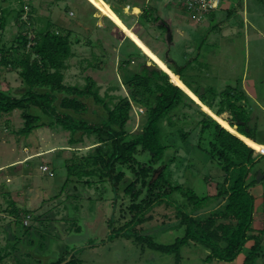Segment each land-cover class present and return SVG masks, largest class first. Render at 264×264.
<instances>
[{
    "label": "rangeland",
    "instance_id": "374dc122",
    "mask_svg": "<svg viewBox=\"0 0 264 264\" xmlns=\"http://www.w3.org/2000/svg\"><path fill=\"white\" fill-rule=\"evenodd\" d=\"M25 1L31 3L27 7L29 10L31 7L34 9L31 11L33 18H42L38 23L36 21L35 28L44 25L49 19L72 32L75 57L68 62L65 83L84 86L86 78L90 76L100 87V95L116 97L113 102H118L122 97L128 98L132 102V110L127 130L132 134L142 131L147 110L131 96L126 79L140 72L142 65H152V62L168 73L172 81L179 84L206 113L217 122L222 121L164 62V59L171 56L179 65H184L199 54L200 60L192 63L200 70L198 75L202 77L204 85L215 86L221 91L228 85L236 86L238 79L242 78V87L246 88V93L251 97L248 108L253 113L246 130H251L257 140L264 143V0H249V10L248 6H244L247 0H221L213 19L207 20H198L197 15L193 18L180 2H176L178 10L196 22L180 26L187 33L185 37L175 28L173 43L175 45V42L181 41L183 45L173 47L169 44L172 43L171 29L160 31L158 23L154 21L150 24L145 21L143 24V33L150 36L151 40L160 39L168 44L162 47L161 57L138 35H133V39L127 37L122 30L125 28L124 23L121 28L115 25L108 15L111 12L106 7H110L106 0V5L102 0ZM12 7L19 8L17 4H12ZM169 9L166 5L160 6L161 12L167 15L172 13ZM244 10L249 11V14L243 13ZM127 15L132 17L131 14ZM28 18L29 15L25 14V21ZM245 18H249L250 25ZM34 27L30 23H18L12 18L6 30L0 34L2 43L10 47L20 33L28 32L32 38ZM186 42L189 44L185 45ZM127 55H132L133 62L129 65H125ZM0 75V90L17 96L23 88V82L16 70L1 67ZM86 101L91 111L96 109L99 114L103 113L92 100ZM22 114V110H15L0 116V248L3 253H10L0 264H19L18 253L10 243L16 235L12 225L14 217L9 213L14 208L22 213L23 210L32 213L30 218H24L27 222L24 225L29 227L25 230H30V233L24 235L22 254L20 251L18 254L23 255V258L28 255L25 259L27 264H47L37 262V259L45 257L51 261L72 250L83 264H243L244 256L231 263H206L208 251L194 243L181 249L179 260L177 253L151 249L147 242L139 243L123 236H113L108 240L111 229L118 230L132 218L128 209L132 202L124 192V182L115 190L110 180L100 182L99 176L91 177L89 180L92 183L89 184L86 183L87 178L80 180L75 175L69 176L67 166H71L69 161L74 156L77 155L79 162L96 153L97 144H94V139L84 137L83 142L72 145L70 133L60 126L40 128L28 136H22L18 133L25 122ZM90 117L95 118V115L91 114ZM174 119L189 133V139L183 140L177 136L170 143L172 148L166 152L165 160L174 155L176 157L170 165L167 178L175 186L182 185L184 190L191 188L199 197L215 195L224 181L225 173L218 160L212 159L203 149H209V142L204 141L203 148L199 146L200 130L199 127L195 128L201 119L198 108L185 107ZM256 152L264 153V145L257 143ZM138 158L144 161L150 156L145 153ZM44 165L52 169L53 176L42 171ZM121 167L127 179H136L132 169ZM260 169H264V159L255 166L253 173ZM251 192L256 198V212L253 231L250 233L259 234L263 239V252L255 264H264V177L256 182ZM172 196L177 204L183 206L186 203L183 193L176 192ZM216 203L211 201L203 209ZM176 211L166 206L152 211V218L137 227L147 236L145 241L151 239L156 244L167 245L182 237L183 229L168 226L177 220ZM113 218L115 222L111 226ZM21 228L24 230V227Z\"/></svg>",
    "mask_w": 264,
    "mask_h": 264
},
{
    "label": "trees",
    "instance_id": "16d2710c",
    "mask_svg": "<svg viewBox=\"0 0 264 264\" xmlns=\"http://www.w3.org/2000/svg\"><path fill=\"white\" fill-rule=\"evenodd\" d=\"M12 4H17L19 8H13ZM30 6L31 3L25 0H0V34L6 30L12 18L18 23H30L33 27L36 21H41L42 18H33L31 11L34 9L27 8ZM25 14L29 15L26 21ZM154 15L146 9L142 19L144 22L153 20L157 23L160 17ZM71 37L70 30L48 19L44 25L34 27L32 38L28 32L20 33L14 40L16 44L10 47L3 44L0 38V68L11 67L16 70L23 82L19 96L0 90V116L22 110L25 122L18 132L22 136H28L40 128L60 126L70 133L72 145L83 142L84 137L94 139L96 153L80 159V163L75 154L69 161L71 168L67 167L69 176L75 175L80 180L87 178V184L92 183L89 180L91 177L99 176L100 182L108 179L117 190L124 182V192L132 202L128 207L132 218L118 230L111 229L108 240L113 236H123L139 243L147 242L151 249L177 253L179 260L181 249L194 243L208 251L206 263H231L244 256L243 264H255L263 252V239L259 234L250 233L253 231L256 212V198L251 188L257 182V173L261 171L264 174V169L253 173L255 166L264 159V154L256 152L257 143L260 142L251 130H246L253 113L248 108L251 98L242 87V78L238 79L236 86L228 85L218 91L215 86L204 85L202 77L198 75L200 70L193 66V61L200 60L199 54L184 65H179L171 56L164 59L169 69L220 117L222 121L217 122L179 84H175L168 73L150 68L147 64L142 65L140 72L126 79L131 96L147 110L142 131L132 134L127 130L132 110V102L128 98L122 97L118 102H113L116 97L100 95V87L90 76L86 78L84 86L65 83L68 62L75 57ZM140 53L144 54L142 51ZM131 56L124 58L125 65L133 62ZM87 99L92 100L103 113L99 114L96 109L91 111ZM193 106L198 108L201 116L195 126L200 130L199 146L203 148L202 143L209 142V149H203L212 159L218 160L225 173L224 181L215 195L199 197L191 188L184 190L182 185H173L166 176L176 157L174 155L165 160L166 152L172 148L170 143L177 136L183 140L189 139V133L185 132L174 116L185 107ZM91 114L95 118L90 117ZM145 153L150 158L140 160L138 156ZM121 166L132 169L136 179H127ZM176 192L185 196L186 203L183 206L172 200ZM211 201L217 203L204 210L203 206ZM161 206L177 210V220L169 224V228L184 230V235L172 244L159 245L151 239L145 241L147 236L137 228L151 219L150 213ZM9 213L14 217L12 225L16 232L10 243L18 254L19 251L22 254V240L25 239L24 235L30 233V230H25L29 227L24 225V220L30 218L32 213L26 210L22 213L15 208ZM114 222L115 219H111V226ZM18 254L17 262L27 264L25 259L28 255L23 258V255ZM9 255L0 248V261ZM68 258L70 260L65 264H83L74 250L51 261L39 257L37 262L63 264Z\"/></svg>",
    "mask_w": 264,
    "mask_h": 264
},
{
    "label": "crops",
    "instance_id": "0c3cea01",
    "mask_svg": "<svg viewBox=\"0 0 264 264\" xmlns=\"http://www.w3.org/2000/svg\"><path fill=\"white\" fill-rule=\"evenodd\" d=\"M102 1H103L104 5H106V1L109 3L110 7H108L106 5V7L109 8V10L111 12L108 15L115 22V25L118 28H121L123 26L122 24L124 23L125 28H123L122 30L127 33V34L125 33V35L127 37H130V39H133V35H138V37L141 40H143L145 42V44L156 55H158V57H161V54H163L162 47L164 48V46L165 45L167 46L168 44H165V42L160 40V39L157 41L151 40L150 36L145 35V32L143 33V31L145 30L144 25H143L144 21L142 19V16L144 14V10H146V9L150 10L156 16L160 17V20L157 22L158 23L157 25H159L160 31L164 30V29L166 31H168L171 29L172 43H169V44L172 45L173 47H175L176 45L180 46L182 44L181 41L175 42V45L173 43V40L175 38L174 37L175 36V28L177 29L178 32H180V31L182 32L181 36L185 37L187 33L184 30H181L180 26H184L187 22L196 23L192 17H190L189 15L187 17L186 15H183V13L181 11L178 10V8L176 7L177 3L174 4V3L168 2L167 0H158L159 6L157 5V0H106V1L102 0ZM247 1H248L247 4L244 3V6H246V8L248 6V10H249V4H248L249 0H247ZM132 2H135V3H132ZM161 5L169 6L170 9L168 11H171L172 13L168 14V15L166 13H162L160 10ZM98 8H100V7L98 6ZM115 13H116L117 17H119L121 19L122 22L117 17L113 18V16H116ZM243 13L249 14V11L245 12V10H244ZM112 14H113V16H112ZM127 14H131L132 17L131 18L127 17L128 16ZM185 14H186V12H185ZM213 14H215L214 11L212 14L210 13L209 15L205 16L204 19H206V18H212L213 19V16H214ZM248 19L245 18V21L248 22L250 25V22L248 21ZM148 23L149 24L153 23V20L151 22H148ZM161 25H163V26L161 27ZM170 26H172V28ZM188 44L189 43H187V42L185 43V45H188ZM183 54L186 55L185 52ZM244 90H246V88H244ZM246 92H247V90H246ZM260 144L264 145V143H262V142H260ZM240 257H243V256H240Z\"/></svg>",
    "mask_w": 264,
    "mask_h": 264
},
{
    "label": "built area",
    "instance_id": "2783aa9c",
    "mask_svg": "<svg viewBox=\"0 0 264 264\" xmlns=\"http://www.w3.org/2000/svg\"><path fill=\"white\" fill-rule=\"evenodd\" d=\"M167 1L174 4H176V2H180L182 6L186 9V11L188 10L193 15V18L197 15L198 20H201L205 16L209 15L211 12L218 10L221 4V0H167ZM41 169L44 173H48L51 176L54 175L52 169L47 165L42 166Z\"/></svg>",
    "mask_w": 264,
    "mask_h": 264
},
{
    "label": "water",
    "instance_id": "95a60500",
    "mask_svg": "<svg viewBox=\"0 0 264 264\" xmlns=\"http://www.w3.org/2000/svg\"><path fill=\"white\" fill-rule=\"evenodd\" d=\"M168 31H170V30H168ZM171 32V31H170ZM150 68H153V69H158V70H162L158 65H157V63H155V62H152V65H148ZM179 86V85H178ZM224 127V126H223ZM225 128V127H224ZM261 153V152H260ZM261 154H264V153H261ZM157 177V176H156ZM264 177V174L261 172V171H259L258 173H257V181L259 182V181H261V179ZM70 260V258H68L63 264H65L66 262H68Z\"/></svg>",
    "mask_w": 264,
    "mask_h": 264
}]
</instances>
